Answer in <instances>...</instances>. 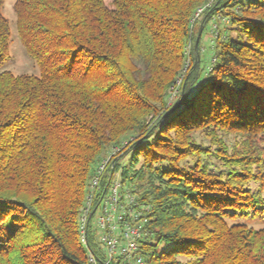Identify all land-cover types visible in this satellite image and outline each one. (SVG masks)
Segmentation results:
<instances>
[{"label": "trees", "instance_id": "trees-1", "mask_svg": "<svg viewBox=\"0 0 264 264\" xmlns=\"http://www.w3.org/2000/svg\"><path fill=\"white\" fill-rule=\"evenodd\" d=\"M210 1L16 0L39 73L14 74L0 0V264H89L80 220L110 155L102 191L119 174L151 208L147 264H264V224L236 222H264V0H215L193 25Z\"/></svg>", "mask_w": 264, "mask_h": 264}, {"label": "built area", "instance_id": "built-area-1", "mask_svg": "<svg viewBox=\"0 0 264 264\" xmlns=\"http://www.w3.org/2000/svg\"><path fill=\"white\" fill-rule=\"evenodd\" d=\"M215 0L197 9L192 24L203 18L205 10ZM111 155L101 161L90 180L86 204L80 220L81 241L88 246L86 234L89 224L98 236L97 248H89V264H147L141 241L147 235L150 207L142 205L137 197L125 189L116 174L102 191V177ZM97 206L93 209L94 204ZM100 210L97 218L95 216Z\"/></svg>", "mask_w": 264, "mask_h": 264}, {"label": "rangeland", "instance_id": "rangeland-1", "mask_svg": "<svg viewBox=\"0 0 264 264\" xmlns=\"http://www.w3.org/2000/svg\"><path fill=\"white\" fill-rule=\"evenodd\" d=\"M16 0H6L4 5V14L6 17L10 19L11 22V28H12V43L10 46V54H11V60L6 63L3 69L9 70L13 72L14 74H38L39 70L36 66V64L32 61V59L29 58V56L26 54L25 49L23 45L21 44L19 37L16 32V16L14 13V4ZM203 18L200 20L202 21ZM198 21V22H200ZM197 22V23H198ZM213 24V25H212ZM218 22L214 21V23H210L206 26L200 43L201 48V58H202V67L207 69L210 65V61L214 55V38L215 34L213 35L212 27L214 28L215 25H217ZM203 27L201 26L199 31ZM199 34V32H198ZM198 37V35H197ZM191 63V60L188 62ZM179 93L175 90L172 94L169 96V103L174 104L178 98ZM124 164H129L130 159H125L123 161ZM100 213V210L97 212L95 219L97 218L98 214ZM237 223H247L249 225H252L256 228H260L263 226V221H252L249 219L240 218L236 221Z\"/></svg>", "mask_w": 264, "mask_h": 264}, {"label": "water", "instance_id": "water-1", "mask_svg": "<svg viewBox=\"0 0 264 264\" xmlns=\"http://www.w3.org/2000/svg\"><path fill=\"white\" fill-rule=\"evenodd\" d=\"M201 34H202V29L199 31V34H198V37H197V40H196V48L198 47Z\"/></svg>", "mask_w": 264, "mask_h": 264}]
</instances>
